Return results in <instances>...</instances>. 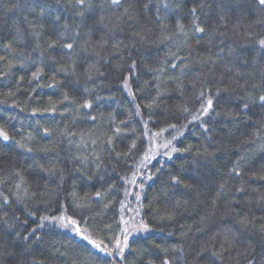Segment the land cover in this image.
<instances>
[{"label":"trees","instance_id":"obj_1","mask_svg":"<svg viewBox=\"0 0 264 264\" xmlns=\"http://www.w3.org/2000/svg\"><path fill=\"white\" fill-rule=\"evenodd\" d=\"M90 2L0 0V129L10 137L0 138V264H247L252 256L237 253L250 243L259 262L264 135L243 141L264 107L251 103L238 120L226 113L247 99L238 83L264 92L251 87L264 69V26L253 23L264 11L256 0ZM201 4L202 34L190 12ZM220 15L223 35L213 34ZM208 99L213 110L193 120ZM246 153L237 177L229 170ZM61 213L114 251L128 229L129 247L108 255L71 228L41 224ZM245 216L254 223L239 224ZM226 229L236 236L222 251Z\"/></svg>","mask_w":264,"mask_h":264},{"label":"snow or ice","instance_id":"obj_2","mask_svg":"<svg viewBox=\"0 0 264 264\" xmlns=\"http://www.w3.org/2000/svg\"><path fill=\"white\" fill-rule=\"evenodd\" d=\"M121 2H122V0H110V3L112 5H120ZM75 4L82 8L84 6V4H85V0H75ZM256 4L258 5V7L262 11H264V0H256ZM149 6L150 5L148 3H145L143 5V8L141 9V11H147ZM89 7H91L90 0H89ZM165 7H167V5H165ZM197 7H201L202 8L203 4H201L199 6H195V7H193L190 10V12H191V14L193 16L192 31L194 33H201L202 34V33L205 32V27H202L199 24V18L197 16ZM128 11H129V9L125 8L124 13L126 14ZM237 11L239 12L240 10L237 9ZM42 12H43V9H42ZM77 15L83 17L84 16V12L81 11V12L77 13ZM132 18L133 17H131V16L128 17V19H130V20ZM157 18L159 19V17H157ZM116 19L119 20L120 17L118 16V17H116ZM224 19H225L224 15H220L219 16V20L222 23L217 25L216 27H214L212 29L213 34L223 35V33H221L219 31V29H220V27L226 26V24L224 23ZM103 22H104V17L103 16H101L99 18V20L96 21V23H99V24H103ZM253 23L259 24L261 26H264V18H258ZM64 27L68 28V25L65 24ZM249 27H251V25H249ZM235 28H236V26H234V30H235ZM177 29L180 30V31H183L184 30V25L182 23L177 22ZM90 32H91V29H90ZM134 35L140 36V33H134ZM246 35L251 36V35H253V33L247 32ZM63 36H64V33H61V38H63ZM74 36L78 37L79 33L78 32L74 33ZM140 38L144 39L143 36H140ZM168 38H170V37H166V39H168ZM96 43L99 44L101 47H103L104 44L107 43V41L104 40L103 38H101V40L97 41ZM197 43H199V41H197ZM258 44L260 45L261 49H264V38L259 39L258 40ZM5 47L6 48H11V44H6ZM49 47H52V45H49ZM64 47L70 50V49H72L74 47V44L68 43V44H65ZM0 59H3V57H0ZM173 67H175V65H173ZM38 74L39 73L37 72V73H34L33 75L36 76ZM237 75H239V73H237ZM249 75H251V74H249ZM260 81H261L260 84H252L251 87L253 89L264 88V69H261V71H260ZM125 86H127V80H125ZM246 86H247V81H245L243 84H239L238 83V87L240 89H242V90H245V93L247 95V99L243 103L242 108L239 111L233 112L230 109L228 111V113H226L232 119L238 120L241 115H245V112L249 108L251 103H257L258 102L262 107H264V92H262L257 97V96L249 94L248 93V89H247ZM223 90L227 91L228 89H227V87H225ZM220 91H221V89L217 88V92L219 93ZM200 96L203 97L204 93L201 92ZM65 99H67V97H65ZM88 106L89 105L87 103L84 105V107H88ZM213 108H214L213 100L212 99H208L207 102H206V105H204V104L201 105V108L199 109V116H193L192 119L193 120H197V119L200 118V116H205V115L209 114L210 111L213 110ZM184 111H187V108H185ZM216 115L219 116L220 113H216ZM202 126L207 130V125L206 124H203ZM170 127H174V126H170ZM262 135H264V122L259 123V127H257L255 129V131L252 133V137L253 138L247 139V140L243 141V143L244 144H255V137L262 136ZM0 138H2L4 141H8L10 139L8 134L3 129H0ZM170 143L171 142L169 141V144ZM20 146L23 147V145H20ZM134 146L135 145L133 144V147ZM261 147L264 148V145H262ZM186 150L187 149H185V151ZM28 151H31V149H28ZM172 151H177V149L173 148ZM205 151H207V150L205 149ZM252 154H254V153H252ZM118 155H119V153H118ZM165 155L170 156L171 153L166 152ZM248 155L249 154L246 153L244 156L238 157L237 161L234 162L233 167L229 171L232 172L235 176L239 177L241 175V169H240L239 165L241 164V162L245 161V159H246V157ZM261 164H262V167H264V162H261ZM253 175H255V173H253ZM260 178L264 179V175H262ZM172 179H173V181H177L176 177H173ZM61 180H63V176H61ZM131 182L135 183V174L133 175V178L131 179ZM17 187H20V185H17ZM223 187H224V184H221L220 188L222 189ZM243 190H244L243 187L236 188V191H238V192H242ZM73 195L75 196V193H73ZM95 195L97 197H100V196H102V193L98 191V192L95 193ZM136 198H137V200L140 199L139 194H137ZM258 199L259 200H264V196L258 197ZM4 201H5V203H7V197L4 198ZM213 203H215V200L213 201ZM86 206H87L86 203H82V204L78 205V207H86ZM121 207L123 208V204H121ZM30 215H35V213H30ZM0 219H2V218H0ZM40 220H41V224H43L44 221H52V222L58 224L62 228H71L73 232H75L77 235L82 236V238L84 240H87L90 244H92V246L94 248H97V249H99L102 252H106L108 255L122 256L123 253L125 252V249H127L129 247L128 236L131 233H130V231L128 229H123L122 230V232H123V242L121 241L119 236L115 239V244H114L115 251H114L113 248H110L107 245L103 244L102 241L101 242H97V241L91 240L88 236L83 235V233L81 232L80 228L77 226L78 225V221L76 219H74L73 217H69V216H66L65 214L61 213V215H59V216H51V217L50 216H46V215L45 216H41ZM254 220H255V218L249 219L247 216H245V217H242L238 223L241 224L242 226L247 227V226L253 224ZM8 227L11 228L12 226L8 225ZM105 227H110V226L106 225ZM138 227L140 228V230H147L148 229V225L143 223V222H141V224ZM31 231H32L33 235H35V230L33 229ZM131 231H136V228L133 227L131 229ZM258 231L262 234L261 235V241H262V243H264V225H261V227L258 229ZM235 236H236V234L231 229H226L224 231V233H223V241H222V244H221V250L222 251L227 250V249H225L224 245H232L233 244ZM20 238H21V234L17 233L16 234V239H20ZM28 239H29L28 235H24L23 236V240L24 241H27ZM204 250L205 249L202 247L201 251H204ZM253 251H254V246H252L251 243H250L247 250L242 251V252H238L237 255L238 256H243L246 259H247L248 256L251 255L252 258L251 259H247V264H264V250H262L261 253H260L259 262L257 261V257L255 255H252ZM197 255H199V253ZM213 255H218V253L214 252ZM163 264H169V261L166 259V260H164ZM237 264H238V262H237Z\"/></svg>","mask_w":264,"mask_h":264}]
</instances>
